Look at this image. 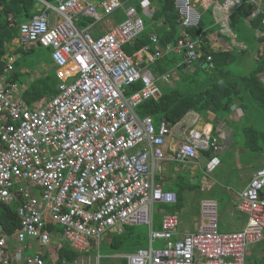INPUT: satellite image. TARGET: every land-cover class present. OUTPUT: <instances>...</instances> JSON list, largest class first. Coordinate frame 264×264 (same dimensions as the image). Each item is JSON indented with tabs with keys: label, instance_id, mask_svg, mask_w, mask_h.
<instances>
[{
	"label": "built area",
	"instance_id": "built-area-1",
	"mask_svg": "<svg viewBox=\"0 0 264 264\" xmlns=\"http://www.w3.org/2000/svg\"><path fill=\"white\" fill-rule=\"evenodd\" d=\"M34 1L38 12L19 25L18 40L26 47L50 49L59 91L40 108L31 109L16 82L5 76L13 69L15 54L4 55L8 66L0 80V202H18L19 223L10 234L0 228V264H44L40 250L22 256L21 250L11 253L9 246H47L55 234L49 223L62 226L59 234L66 243L84 253L97 246L91 239L99 241L109 229L125 224L151 227L156 204L176 203V193L163 189L156 178L163 170V145L172 125L165 118L155 125L150 115L140 116L136 110L160 95L157 82L168 81L170 74L156 78L142 61L183 50L181 64L190 68L200 58L201 40L186 34L201 18L192 0H175L183 37L162 47L151 34L153 54L137 52L136 61L123 49L144 29L133 7L126 9L124 21L94 37L89 25L77 24V16L95 24L102 18L100 12L110 14L121 6L119 0H105L99 6L91 0ZM242 3L223 1L224 30H229L230 11ZM255 13L263 14L264 23V8L256 7ZM211 60L209 55L200 65L210 67ZM136 84L140 88L130 91ZM221 145L211 130L189 126L174 158L187 163L199 151L217 153ZM263 187L264 166L252 173L239 193L238 207L247 217L244 228L222 231L217 202L202 199L196 231L173 240L178 215L164 214L160 228H151L149 246L123 255L127 264H246L248 249L264 235ZM156 239L166 241L165 246L154 248L151 243Z\"/></svg>",
	"mask_w": 264,
	"mask_h": 264
},
{
	"label": "trees",
	"instance_id": "trees-1",
	"mask_svg": "<svg viewBox=\"0 0 264 264\" xmlns=\"http://www.w3.org/2000/svg\"><path fill=\"white\" fill-rule=\"evenodd\" d=\"M97 1L101 2V0ZM242 1L243 3L241 6L236 8L231 14L229 25L236 34L237 40L245 43L247 48L250 49L253 40L261 41V43L264 42V24L261 22L263 14L259 13L254 18H250L249 21H246L255 5L250 3L251 0ZM261 1L264 3V0ZM156 3L157 8L149 18L152 22L153 28H149L147 17L143 15L142 18L145 24L143 31L140 32L131 42L123 45L126 54L135 61L137 59V52L142 51L145 53L148 51L153 54L154 44L150 39L151 34H157L159 40L158 43H160L162 47L167 44H176L177 40L183 37L182 29L184 28L181 25L178 11L174 8L173 0H157ZM123 6L127 7L129 5L123 4ZM138 10L137 12L139 13L140 10ZM36 12H38V9L34 0H0V76L5 67V61L7 60L4 58V55L12 54L15 49L17 51L24 50V52H29L33 49L34 45H31L25 50L24 47L26 46L23 47L15 41H18L19 25L31 18ZM18 17H21L24 21L17 23L16 18ZM87 20H89V18H87ZM77 24L81 25L78 21ZM202 27V23L200 22L196 27L186 30L187 36L191 39H201L203 41L200 44V49H197L200 53V58L199 62H194L195 70L189 72L186 64H179V67H177L179 70V80L175 82L180 84H174V75L172 73L174 65H176L181 59L180 55L177 56V54L166 53L161 57L155 58L152 62L142 61V64L146 63L149 65L156 78L161 77L164 73H169L170 77L168 81H164L169 82L167 85H158L160 95L156 99L150 98L145 100L136 110L140 116L150 115L153 118L155 125L158 124L161 118H165L171 125H175L189 111H194L201 117L205 118L208 122L212 123L213 119L211 118V120L209 118L211 116H214V118H217L218 120L224 119L228 121L227 117L235 109L232 107L233 104L236 103L238 107L243 110L241 116L242 119L243 117L247 118L249 113L251 114V121L242 125V129L247 135L246 141L253 146L252 149H260L264 144V130L258 133L253 132V130H257L255 127H261L264 125H258L260 118H254L253 113L264 116V83L258 76V74L264 70L263 56H259L262 57L261 60L256 63L255 67L248 74L233 77L227 70V64L232 60V53L236 51V48H234L231 53L230 51L211 50L207 39L203 37L204 34L201 32ZM247 29H257V35H259V37L256 36V33H254L253 30L252 34L248 37L244 36ZM145 46H147L146 50H144ZM47 50L49 53L50 49L47 48ZM147 55L148 54H145L144 58H147ZM209 55L212 56V66L208 67V69L204 67L201 68V62L205 61L206 57ZM15 66L16 64H14L12 72L10 74H5V76L8 77L10 82H23L21 78L24 75L18 73ZM33 80L34 81L28 85V88L23 94V98L28 104H32L33 101L39 100L40 98H43V96H54L59 91V78L56 76L55 71L51 76L39 75ZM139 88L140 84H136L134 87L130 88V91ZM240 122L241 121L235 122L231 120L229 121V124L231 123L232 125L237 126V123ZM206 126L208 128L207 131H209L211 127L209 125ZM212 134L216 135L215 132H212ZM1 147L2 144L0 143V148ZM203 152L205 155H211V151ZM190 173L191 171L186 168L177 173L179 179L176 181L175 188L173 189L177 195L176 203L158 204L159 208L164 207L166 210L173 212L176 208L182 206L184 200L183 195L186 189H198V182L193 183L190 181ZM156 178L157 181H161L159 175H157ZM165 189L172 190L169 187ZM17 205V202H0V228L4 233L10 234L18 226L19 221L16 213ZM158 214V212H154L153 220L154 216H157ZM49 225L48 228L50 230L53 229L52 224L49 223ZM133 228L134 227L132 226L126 225V233L132 235L134 233ZM136 237H139V234L136 233ZM113 240H115V246L118 244L128 246L133 243L126 234L122 236H114ZM260 243L261 242L258 244ZM56 253L58 258L56 259L55 264L72 262L78 254L72 250L67 243L61 244L57 248ZM42 257L46 264L52 263L48 250L44 251ZM247 262L251 264H264V257L261 259H251L250 256L247 255Z\"/></svg>",
	"mask_w": 264,
	"mask_h": 264
},
{
	"label": "crops",
	"instance_id": "crops-1",
	"mask_svg": "<svg viewBox=\"0 0 264 264\" xmlns=\"http://www.w3.org/2000/svg\"><path fill=\"white\" fill-rule=\"evenodd\" d=\"M120 1L123 4H128L129 6L134 7L136 11L139 9L140 12L139 13L137 12V15L140 16L141 18L143 15L146 16L149 28L151 29L153 28L152 22L149 18L151 17V15L155 12L157 8V3H156L157 0H120ZM223 1L224 0H192L194 7L201 14L200 22L202 23V26H203L201 29L202 34H204L203 37L207 39L209 43L208 45L210 49L213 51H226V52L230 51L231 53L234 48H238L240 50L248 49L249 50L248 55H250L251 53L252 55H254L255 61H257L256 58H258L261 55V53L264 52V49L259 48L257 46L259 45V46L264 47V42L261 43V41L253 40L252 45L249 49L247 48L245 43L237 40L236 34L230 28L229 18L231 14L236 10V8H239V6L230 11V15L228 18L229 30H224V28H222L221 24L223 25L225 21L224 16H223L224 11L222 9ZM173 2H174V8L178 11L175 0H173ZM250 3L254 4L255 6L251 14L247 17L246 21H249L250 18H254L257 15V13H255L256 7L264 8V3L261 0H254V1H251ZM100 13L102 15V18L92 25H91V22H92L91 18L83 17L80 15L77 16V21L81 23V25L79 26L86 27V25H89L88 30L94 37H97L105 33L106 31H108L112 27H115L118 23L122 22L126 17L125 10L123 9V7L114 10L110 14H103L102 12ZM87 18H89V20H87ZM179 19L182 25V20H181L180 15H179ZM252 30L253 29H247L244 36L248 37L250 34H252ZM228 31H230V33L233 34L234 36L232 37L229 34H227ZM253 32L256 33V36L259 37V35H257V32H258L257 29H254ZM202 41L203 40H201V42ZM253 42L255 43L257 42L258 45L253 46ZM236 52L237 51L232 53L233 55L232 58L236 55ZM140 53H142V51ZM167 53L177 54V56L178 55L181 56V59L178 61L176 65H174L173 70H172L174 78L178 79L179 70L177 69V67H179V64H181V62L183 61L185 53L182 50H174L172 52H167ZM202 67L208 69V66L201 65V68ZM188 70L189 72L195 70L194 62L192 63V66L188 68ZM54 71L56 73V68ZM27 75H28L29 82L27 81V79L23 82H16V85L18 86L20 90L22 98H23L24 92L28 88V85L34 81L31 78L32 73H28ZM56 76H57V73H56ZM258 76L261 79V81L264 83V70L260 72ZM1 78L2 76H0V80ZM59 82H60V79H59ZM51 97L43 96V98L33 101L32 104H28V102L24 98L23 99L26 101V103L31 109H37V108H40L45 102H47ZM232 108H235V109L227 117L228 121L224 119L223 120L220 119L218 123L215 122L214 116L209 117L210 119L211 118L213 119L211 123V122H208L205 118L201 117L199 114L195 113L194 111H189L179 122H177L175 125H172V133L167 138H165L164 145H163V150H164V155H165L162 161L163 170H162V173L159 175L161 177V181L159 182L162 184L163 188L165 187L170 188L172 186H175L176 181L179 179V176L177 175V173L179 171H182L184 168L191 171L189 175L191 176L190 181L193 183L198 182L199 184L198 189H193V190L186 189L185 190L184 195H183L184 200H183L182 206H180L179 208H176L175 211L171 212V211L166 210V208L164 207L159 208L158 204H156L155 211L158 212L159 214L157 216H154V220L152 222L151 227L147 224H125L120 227L109 229L100 238L99 241L96 242L91 239L92 243L97 244V246L93 245L87 252H84V253H79L75 251L78 253L77 257L72 262L70 261L69 263H65V264H93V259L90 258L89 253L93 249H98L99 243L102 239L105 240L108 245L117 249V251H115V253L111 255L117 260L115 264H122V260L125 259L123 255L135 252L139 248H147L149 246V243H150L149 235H150L151 228L153 230H157L160 228L161 218L164 214H177L178 215L179 226L177 229V234L173 238V240L177 236H182L185 233L194 232L198 229V225H199L200 201L206 198L213 199L217 202L219 227L222 231H237V230L244 228L247 222V217L242 211H240L238 207L239 193L248 184L252 176V173L257 168L264 166V147H260V149H252L253 146L249 144V142H247L243 138L240 139L239 141L240 143H242L241 146L243 148L249 149L251 152L257 153L255 157L250 156L249 160H245L243 162L239 160L241 156L239 153L243 151V148L241 146H239L238 149H236V146H235L233 147L232 151L230 150L233 144L234 125H232L231 123L230 125H228L229 121L233 120L234 118L233 116H238L242 118L241 116L243 114V110L240 107H238L236 103L233 104ZM198 116L200 117L199 118L200 120H203V123H204L203 125L201 124L202 122L199 121ZM230 116L232 117L230 118ZM238 121H241V120L239 119ZM206 125H209L211 127L210 128L211 131L215 132L216 135L219 136L221 143H222L221 149L217 153L211 152L210 156L208 154L205 155L203 151H199L196 157H194L191 161L187 163H180L176 161L174 158V153L178 145L183 141L184 135L186 133V129L189 126H194L197 129L199 128V129H203L207 131L208 128ZM253 132L258 133L262 131L253 130ZM172 139H175V143L173 145H171ZM226 140H227V143L225 144ZM225 162L230 164L226 168L223 167V163ZM220 163L222 165L217 171L216 168L218 167ZM260 195L264 197V187L260 191ZM126 225L134 227L133 228L134 233L132 235L131 234L128 235L126 233V229H125ZM141 225H145L144 228H142ZM136 233L139 234V237H136ZM125 234L129 237L130 241L133 242L131 245H133L134 248L131 249L130 251L124 250V247H125L124 244L122 245L118 244L117 246H115V240H113L114 236H122ZM260 242H261L260 244H258L259 243L258 242L252 245L248 249L247 255L250 256L251 259H254V258L261 259L262 257H264V235H263V239ZM147 243L148 245L146 246ZM131 245H128V246H131ZM56 250L53 252L49 251L50 259L52 260L51 264H55L56 259L58 258ZM37 251L38 250H36L33 254H35ZM40 253L43 255L44 252L42 253L40 251ZM247 255H246V264H251L247 262ZM44 264H46L45 261H44Z\"/></svg>",
	"mask_w": 264,
	"mask_h": 264
},
{
	"label": "rangeland",
	"instance_id": "rangeland-1",
	"mask_svg": "<svg viewBox=\"0 0 264 264\" xmlns=\"http://www.w3.org/2000/svg\"><path fill=\"white\" fill-rule=\"evenodd\" d=\"M92 1L93 2L96 1L97 5L99 6L100 2H98L97 0H92ZM122 19H124V18H122ZM16 21H17V23H21L24 20H22L21 17H18V18H16ZM256 43L253 42V46L258 45V43L257 44ZM18 44H20V43L18 42ZM22 46L24 47L23 44H22ZM42 47L34 44L33 49L29 52H24V50H21V51L14 50L16 53H15V58L13 61V66H14V64H16L15 68L18 71V73H21L22 75H24L21 78L23 81H25L27 79V81L29 82L28 75H27L28 73H32L31 78L33 80L35 77H37L39 75L44 76L47 74V75L51 76V74L54 72L55 67L53 66V63H52V60L49 56L48 50H47V48L45 49L44 47L43 48ZM257 47L264 49L263 46L258 45ZM24 49L27 50L28 47H24ZM236 51H237L236 55L227 64V70L230 72V74L233 77L248 74L255 67L256 63H258V61H260L262 58V57L256 58L257 61H255L254 55H252L251 53H250V55H248L249 50L241 51L240 49L236 48ZM261 56H263L262 59L264 60V52L261 53ZM6 66H8V63ZM177 80H179V78L173 79L174 84H176V85L180 84L178 82H175ZM164 81L165 80L159 79L158 85L164 86V85H167L169 83V82H164ZM159 86H158V88H159ZM231 117L232 116H230V118ZM233 117H234L233 120H235L237 122L240 119L242 123H237L238 125L233 127L234 137H233V144H232V147L230 149L231 151L233 150V147L236 146V149H238L239 146H241L242 143H240V141H239L240 139H242V138L244 140L247 139V135L242 131L243 130L242 125L249 123L251 121V114L249 113L248 117L247 118L243 117V119L238 117V116H233ZM253 117L256 119L260 118L258 125H264V116H260L259 114L253 113ZM199 118L200 117L198 116V119ZM214 119H215V122H217V123L220 121L217 118H214ZM261 119H263V120H261ZM199 121L202 122L201 123L202 125L204 124L203 120L199 119ZM228 125H230V124H228ZM255 128L259 131L264 130V126L255 127ZM199 130H202V129H199ZM204 131H206V130H204ZM174 143H175V139H172L171 145H173ZM226 143H227V140H226L225 144ZM261 147H264V144ZM239 154L241 155L239 160L242 162L245 160H249L250 156L255 157L257 155L256 152H251L249 149H245V148H243V151H241ZM221 165H222L221 163L218 165V167L216 168L217 171L219 170ZM229 165L230 164H228L226 162L223 163L224 168H226ZM28 184L29 183H25L24 186L28 187L29 189H32L30 184L29 185ZM165 188H167V187H165ZM165 188H163V189H165ZM170 188L174 189L175 187L172 186ZM52 226L54 228L55 234L51 235L50 241H49L47 246L39 245L38 243H35L36 246L25 248L24 245H20L18 243H11L9 246V250L11 251V253H13V251H16V250H21L20 252L22 253V256L32 255L36 250H40L42 253L46 250L52 251V252L55 251L56 248L58 246H60V244H66V241L62 236L59 235V231H60V229H62V226H60L59 224H52ZM141 226H142V228H144L145 225H141ZM165 243H166V241H164L162 239H156L153 241L152 246L154 248H163L165 246ZM147 245H148V243L146 244V246ZM133 248H134L133 245L125 246L124 250L130 251ZM115 251H117V249L111 247L110 245L107 244V242L105 240L102 239L99 243L98 249H93L89 253V255H90V258L93 259V264H115L117 262V260L111 256L115 253Z\"/></svg>",
	"mask_w": 264,
	"mask_h": 264
},
{
	"label": "clouds",
	"instance_id": "clouds-1",
	"mask_svg": "<svg viewBox=\"0 0 264 264\" xmlns=\"http://www.w3.org/2000/svg\"><path fill=\"white\" fill-rule=\"evenodd\" d=\"M104 1H105V0H102L101 2H104ZM92 2H93V1H92ZM119 2L121 3V6L117 7L116 9H118V8H120V7H123V9L126 11L127 8L132 7V6L124 7V6H123V3H122L120 0H119ZM133 8H134V7H133ZM116 9H115V10H116ZM134 9H135V8H134ZM135 11H136V9H135ZM111 13H112V12H111ZM136 14H137V11H136ZM125 16H126V13H125ZM126 17H127V16H126ZM126 17H125V19H126ZM139 17H140V16H139ZM140 18H141V17H140ZM125 19H124V20H125ZM141 19H142V18H141ZM124 20H123V21H124ZM143 23H144V22H143ZM118 24H119V23H118ZM118 24H117V25H118ZM144 27H145V25H144ZM157 37H158V36H157ZM17 42H19V43L22 45V43H21L19 40H18ZM15 50H16V49H15ZM15 53H16V52L13 50V53H12V54H15ZM4 58H5V57H4ZM5 64H6V61H5ZM187 68H188V67H187ZM12 70H13V69H12ZM11 72H12V71H11ZM11 72H10V73H11ZM10 73H9V74H10ZM202 130H203V129H202ZM210 130H211V129H210ZM210 130H209V131H210ZM211 132H212V131H211Z\"/></svg>",
	"mask_w": 264,
	"mask_h": 264
},
{
	"label": "water",
	"instance_id": "water-1",
	"mask_svg": "<svg viewBox=\"0 0 264 264\" xmlns=\"http://www.w3.org/2000/svg\"><path fill=\"white\" fill-rule=\"evenodd\" d=\"M7 15V14H6ZM7 20H8V17H7ZM127 263V260L126 259H123L122 260V264H126Z\"/></svg>",
	"mask_w": 264,
	"mask_h": 264
}]
</instances>
